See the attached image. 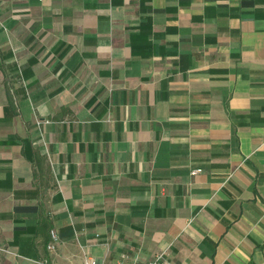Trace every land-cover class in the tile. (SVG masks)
Wrapping results in <instances>:
<instances>
[{
  "label": "crops",
  "instance_id": "crops-1",
  "mask_svg": "<svg viewBox=\"0 0 264 264\" xmlns=\"http://www.w3.org/2000/svg\"><path fill=\"white\" fill-rule=\"evenodd\" d=\"M158 254L264 264V0H0V264Z\"/></svg>",
  "mask_w": 264,
  "mask_h": 264
},
{
  "label": "built area",
  "instance_id": "built-area-1",
  "mask_svg": "<svg viewBox=\"0 0 264 264\" xmlns=\"http://www.w3.org/2000/svg\"><path fill=\"white\" fill-rule=\"evenodd\" d=\"M197 173V171H192V174ZM59 242V238L57 236V233L51 229L49 232V241L46 244V249L48 251H54L57 243ZM85 264H97L96 260L89 259L85 262ZM117 264H125L124 262H119ZM146 264H167L164 262L162 258V254L155 255L150 261H148Z\"/></svg>",
  "mask_w": 264,
  "mask_h": 264
}]
</instances>
